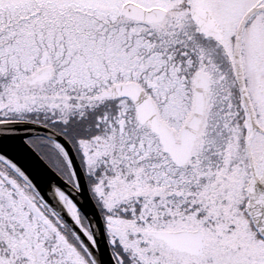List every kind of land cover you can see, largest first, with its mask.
Listing matches in <instances>:
<instances>
[{"label":"snow or ice","instance_id":"obj_1","mask_svg":"<svg viewBox=\"0 0 264 264\" xmlns=\"http://www.w3.org/2000/svg\"><path fill=\"white\" fill-rule=\"evenodd\" d=\"M0 264H264V0H0Z\"/></svg>","mask_w":264,"mask_h":264}]
</instances>
